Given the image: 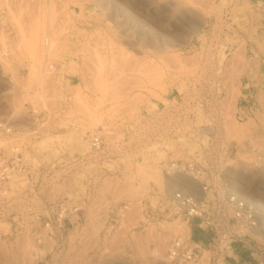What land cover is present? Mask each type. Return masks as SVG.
<instances>
[{
    "label": "rangeland",
    "instance_id": "1",
    "mask_svg": "<svg viewBox=\"0 0 264 264\" xmlns=\"http://www.w3.org/2000/svg\"><path fill=\"white\" fill-rule=\"evenodd\" d=\"M15 147L35 172L0 189V264H174L183 158L259 226L251 258L208 236L188 264H264V0H0V163Z\"/></svg>",
    "mask_w": 264,
    "mask_h": 264
},
{
    "label": "built area",
    "instance_id": "2",
    "mask_svg": "<svg viewBox=\"0 0 264 264\" xmlns=\"http://www.w3.org/2000/svg\"><path fill=\"white\" fill-rule=\"evenodd\" d=\"M48 42V41H47ZM53 64L49 69L53 70ZM15 147L11 156L4 157L0 163V189L15 177H32L34 166L28 164ZM104 149L97 132L88 136V150L82 153L79 161L96 160ZM166 174L178 181L165 192L171 210L167 218H176L184 225V231L175 234L169 243L168 260L174 264H188L200 255L202 241L208 236L222 237L229 259H241L239 251L234 250L232 241H239L242 252L249 258L253 255L252 236L259 228L254 205L238 190L236 181L228 174H206L195 167L190 159H170L164 166ZM126 206L121 208V211ZM149 208L144 214L148 219Z\"/></svg>",
    "mask_w": 264,
    "mask_h": 264
},
{
    "label": "bare ground",
    "instance_id": "3",
    "mask_svg": "<svg viewBox=\"0 0 264 264\" xmlns=\"http://www.w3.org/2000/svg\"><path fill=\"white\" fill-rule=\"evenodd\" d=\"M186 12H190V9H188V10L186 9ZM33 55L35 56V57H33V58H35V59H36V58H37V55H36V53H33ZM158 153H159V152H158ZM159 154H160V153H159ZM161 154H162V153H161ZM155 253H156V252H155ZM157 253H158V252H157ZM156 255H158V254H156Z\"/></svg>",
    "mask_w": 264,
    "mask_h": 264
}]
</instances>
